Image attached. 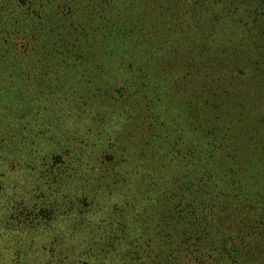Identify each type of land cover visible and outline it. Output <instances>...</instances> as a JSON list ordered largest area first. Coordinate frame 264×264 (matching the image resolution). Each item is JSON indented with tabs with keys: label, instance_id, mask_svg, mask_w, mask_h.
I'll list each match as a JSON object with an SVG mask.
<instances>
[{
	"label": "trees",
	"instance_id": "16d2710c",
	"mask_svg": "<svg viewBox=\"0 0 264 264\" xmlns=\"http://www.w3.org/2000/svg\"><path fill=\"white\" fill-rule=\"evenodd\" d=\"M0 264H264V0H0Z\"/></svg>",
	"mask_w": 264,
	"mask_h": 264
}]
</instances>
